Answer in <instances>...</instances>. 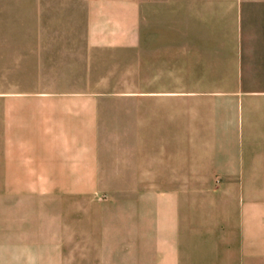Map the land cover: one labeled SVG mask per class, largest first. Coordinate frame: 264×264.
Segmentation results:
<instances>
[{
	"label": "crops",
	"instance_id": "1",
	"mask_svg": "<svg viewBox=\"0 0 264 264\" xmlns=\"http://www.w3.org/2000/svg\"><path fill=\"white\" fill-rule=\"evenodd\" d=\"M18 8L0 19V58L41 69L42 93L17 100L20 145L0 180L46 192L0 194V264H66L51 260L50 186L137 187L116 209L149 214L136 221L153 234L147 264H192L179 218L199 190L217 235L202 264H264V0H25L22 20Z\"/></svg>",
	"mask_w": 264,
	"mask_h": 264
},
{
	"label": "rangeland",
	"instance_id": "2",
	"mask_svg": "<svg viewBox=\"0 0 264 264\" xmlns=\"http://www.w3.org/2000/svg\"><path fill=\"white\" fill-rule=\"evenodd\" d=\"M11 3L19 7L17 17L13 19L22 20L25 18V0H0V7L3 8L6 5L5 8L9 7L4 9L3 14H0V19L9 21L10 10H12L10 9ZM5 32L8 33V31ZM11 63L24 65L25 59L0 58V167L5 168L7 174L10 168L11 147L15 148L20 145L17 143L20 139L12 138L10 130L16 129L17 121H25V115L19 116L16 111L26 108V106L19 105L17 100L41 97L43 81L41 69H10ZM56 77L55 74L48 75L47 83L50 85L56 83ZM62 77L69 80L71 85L73 84V74H62ZM62 91L73 92L74 89ZM36 118L39 119L40 116ZM29 140L31 146H38V143L34 142L38 139L31 138ZM81 147L88 148L84 143ZM5 181L8 180H0V194L46 192V190L42 191L41 187H15L3 184ZM46 188L51 194L50 215L45 219L50 228L48 234L50 255L53 256L51 260L56 259L57 253L58 257L66 259V264H147L150 261L145 256L146 251L151 252L145 249L149 248L150 244L145 246L142 240L144 237H153V234L136 233L137 229H141L136 228V221L145 226L149 225L150 223L147 221L149 214H146L148 215L146 217L143 213V216L141 215L131 222L127 216L124 219L121 211L116 209L117 205L121 206L122 204V193H132L137 187L50 186ZM64 193L73 196L71 199L64 198L62 201L53 200V194ZM202 195L199 190H193L190 193L193 207L188 208L183 215L181 213L179 218L180 226L189 228L185 234L187 242L191 244L193 250L192 264H202L200 257L203 243L212 241L214 236L217 237V235L207 234L204 229L210 219L208 220L202 210ZM228 210L231 209L228 208ZM217 218L216 215V218L211 221V225L218 224ZM162 219L161 216H158V225L162 224ZM57 243L60 244V248ZM54 246H57L56 250H54ZM168 261V259L160 258L157 264Z\"/></svg>",
	"mask_w": 264,
	"mask_h": 264
}]
</instances>
